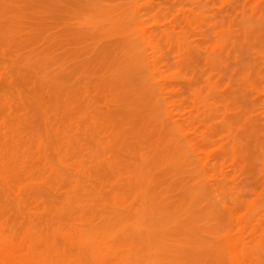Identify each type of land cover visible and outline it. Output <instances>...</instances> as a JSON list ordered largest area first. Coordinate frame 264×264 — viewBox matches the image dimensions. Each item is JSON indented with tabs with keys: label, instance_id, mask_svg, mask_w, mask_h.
Returning a JSON list of instances; mask_svg holds the SVG:
<instances>
[{
	"label": "rangeland",
	"instance_id": "1",
	"mask_svg": "<svg viewBox=\"0 0 264 264\" xmlns=\"http://www.w3.org/2000/svg\"><path fill=\"white\" fill-rule=\"evenodd\" d=\"M0 231L64 264H264V0H0Z\"/></svg>",
	"mask_w": 264,
	"mask_h": 264
},
{
	"label": "bare ground",
	"instance_id": "2",
	"mask_svg": "<svg viewBox=\"0 0 264 264\" xmlns=\"http://www.w3.org/2000/svg\"><path fill=\"white\" fill-rule=\"evenodd\" d=\"M145 32V31H144ZM150 34H154L153 32H150ZM147 36V35H145V34H142V36ZM143 36V37H144ZM153 37H154V35H153ZM145 39V38H144ZM143 40V39H142ZM149 66H151V65H149ZM151 68L152 67H150V70H151ZM149 70V71H150ZM45 162V161H44ZM43 163V162H42ZM81 163V162H80ZM47 164H48V162H47ZM83 164V163H82ZM42 167H45V166H42ZM46 167H48V168H46ZM45 168H43V169H48V170H52V169H49V164H48V166H46ZM83 169V168H82ZM86 170V169H85ZM82 171V170H81ZM85 172V171H84ZM46 173H47V171H46ZM50 173V172H49ZM86 173V172H85ZM48 174V173H47ZM51 174V173H50ZM43 175V174H42ZM44 175H46V174H44ZM49 175V174H48ZM52 178H53V175H50ZM54 176H57V175H54ZM46 176H44V178H45ZM48 177V176H47ZM47 177H46V179H47ZM57 178H59V177H57ZM47 181H48V179H47ZM230 217H231V214L229 215ZM256 219V218H255ZM260 223V222H259ZM260 225V224H259ZM255 226H257V224L255 225ZM260 227V226H259ZM71 228H73V227H71ZM255 228H257V227H255ZM63 229V228H62ZM61 229V230H62ZM68 229V228H67ZM67 229H66V231H67ZM60 230V231H61ZM73 230V229H72ZM75 230V229H74ZM81 230V229H80ZM28 231V230H27ZM64 231H65V229H64ZM63 231V232H64ZM69 231H70V233H71V230L69 229ZM63 232H60V233H62L63 234ZM68 232V231H67ZM73 232V231H72ZM231 232V231H230ZM66 233V232H65ZM65 233H64V235H65ZM70 233H68V236L70 235ZM233 233V232H232ZM235 234V233H234ZM67 235V234H66ZM71 235H73L72 233H71ZM71 235H70V237H71ZM84 235V234H83ZM91 235V234H90ZM92 236V235H91ZM229 236H231L230 234H229ZM228 236V237H229ZM234 235H232V237H230L231 239H229V240H231V242L234 240L233 237ZM64 238H67V237H65V236H63ZM77 237V236H76ZM79 237V236H78ZM84 237V236H83ZM99 237V236H98ZM47 238V237H46ZM23 239H25V241H26V238H23ZM68 239V238H67ZM70 239V238H69ZM71 239H73V238H71ZM100 239V238H99ZM22 240V239H21ZM46 240V239H45ZM66 240V239H65ZM74 240V239H73ZM72 240V241H73ZM76 240V239H75ZM74 240V241H75ZM78 240V239H77ZM96 240V239H95ZM236 240H238V239H236ZM68 241V240H67ZM75 242H77V241H75ZM92 242H94V241H92ZM106 242H107V240H106ZM108 242H110V240L108 241ZM237 242V241H236ZM73 243V242H72ZM85 244H86V241L84 242ZM83 242H82V244H84ZM94 243H96V242H94ZM21 244H22V242H21ZM21 244H18V243H16L13 239H11V237H7V236H5V235H3L2 233H1V231H0V264H64V263H61L62 262V260H60V261H48V260H46V259H43V258H45V257H43V258H37V257H35L33 254H35V253H32L31 252V248L32 247H28L27 249L26 248H24ZM24 244V243H23ZM97 244V243H96ZM100 244V243H99ZM233 244H235L234 242H233ZM236 244H238V243H236ZM25 245V244H24ZM75 245V244H74ZM89 247H90V244H87ZM92 245V244H91ZM109 245H112V244H109ZM87 246V247H88ZM93 246H95V244H93L90 248L92 249V247ZM97 246H102V245H98L97 244ZM105 246V245H104ZM103 247V246H102ZM110 247V246H109ZM231 247H232V245H231ZM235 247H236V245H235ZM93 248H96V252H99V250L97 251V249H98V247H93ZM107 248V246L105 247V249ZM33 249V248H32ZM232 250H236V248L234 249V248H231ZM93 250H95V249H93ZM92 250V251H93ZM102 250V249H101ZM104 250V249H103ZM110 250H111V248H110ZM112 251V250H111ZM231 251V250H230ZM107 252V251H106ZM236 252V251H235ZM234 251L232 252L233 254L235 253ZM121 252H119V254H120ZM119 254H118V256H119ZM95 255V254H94ZM235 255H236V253H235ZM103 256V255H102ZM232 256V255H231ZM98 257V256H97ZM121 257V256H120ZM106 258H108V259H104L106 262L109 260V258H112V262H113V260L115 259L116 260V262H115V260H114V263L113 264H122L121 262H120V259L118 260V259H116V258H114V256H109V257H106ZM124 258V257H123ZM123 258H121V261H123L124 262V259ZM102 259V262H104V260ZM232 259H233V257H232ZM236 259H237V257H236ZM240 259V258H239ZM126 260V259H125ZM241 260V259H240ZM234 261H235V259H234ZM237 261H239V260H236V262L235 263H233V264H236V263H238ZM97 262H98V260H97ZM99 262H100V260H99ZM106 262H104V263H106ZM65 263H67V262H65ZM103 263V264H104ZM107 263H109V262H107ZM242 263V262H241ZM68 264H70V263H68ZM79 264V263H78ZM99 264V263H98ZM110 264H112V263H110ZM126 264H128V262L126 263ZM131 264V263H130ZM243 264V263H242ZM245 264V263H244Z\"/></svg>",
	"mask_w": 264,
	"mask_h": 264
}]
</instances>
